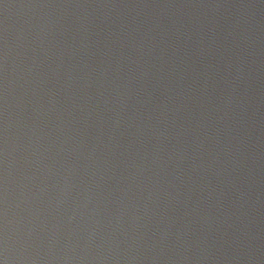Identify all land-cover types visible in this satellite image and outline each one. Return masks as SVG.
<instances>
[{
	"label": "water",
	"instance_id": "1",
	"mask_svg": "<svg viewBox=\"0 0 264 264\" xmlns=\"http://www.w3.org/2000/svg\"><path fill=\"white\" fill-rule=\"evenodd\" d=\"M0 264H264V0H0Z\"/></svg>",
	"mask_w": 264,
	"mask_h": 264
}]
</instances>
